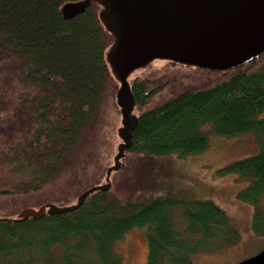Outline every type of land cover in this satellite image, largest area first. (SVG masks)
<instances>
[{
  "label": "trees",
  "instance_id": "16d2710c",
  "mask_svg": "<svg viewBox=\"0 0 264 264\" xmlns=\"http://www.w3.org/2000/svg\"><path fill=\"white\" fill-rule=\"evenodd\" d=\"M78 1L0 0V167L7 172L0 195L22 209L64 205L72 196L71 176L93 163L100 111L117 89L105 59L114 36L99 18L100 6L92 1L83 13H62ZM131 84L140 117L128 153L204 151L208 125L220 136L257 135L260 151L220 172L248 182L238 197L256 205L253 228L263 234L264 53L156 107L149 104L163 85L142 77ZM177 203L162 197L126 202L110 188L73 213L0 224V264H124L115 243L143 227L147 264H193V254L237 242L214 202L186 203L179 222Z\"/></svg>",
  "mask_w": 264,
  "mask_h": 264
},
{
  "label": "rangeland",
  "instance_id": "374dc122",
  "mask_svg": "<svg viewBox=\"0 0 264 264\" xmlns=\"http://www.w3.org/2000/svg\"><path fill=\"white\" fill-rule=\"evenodd\" d=\"M222 73L219 70L158 59L135 70L128 80L131 82L134 78L142 77L149 79L153 86L163 85L152 98L149 104L151 108L172 95L205 85ZM118 88L117 85L116 92ZM116 92L113 101H106L100 111V125L95 135V154L91 156L93 163L87 166L83 174L71 176V181L75 180V185L71 187L74 188L72 196H66L67 202L64 205L73 204L89 187L105 183L107 170L114 164L118 145L122 142L118 135V129L122 126V116L116 103ZM139 113L140 110L135 105L133 114ZM261 117H264V112ZM202 129L208 133L209 146L204 151L185 157H179L177 154L146 156L126 151L121 159V168L112 172L110 176L111 188L126 202L157 197L176 199L178 203L173 209L175 220L179 219L188 202L194 200L214 202L226 212L230 225L236 231L237 242L195 253L191 257L192 262L238 264L264 249V233H256L253 228L256 205L238 197L248 182L241 181L235 174H222L220 171L236 160L256 155L260 151V144L254 132L229 137L214 134L210 131V125ZM77 159L81 161L84 158L79 156ZM2 167L0 180L7 176ZM8 198L0 195V212L5 216H15L23 209L15 203H10ZM258 206L264 211V196ZM181 225L183 226L182 222ZM115 249L122 256L124 264H147L149 251L147 227L133 228L127 232L115 243Z\"/></svg>",
  "mask_w": 264,
  "mask_h": 264
},
{
  "label": "water",
  "instance_id": "95a60500",
  "mask_svg": "<svg viewBox=\"0 0 264 264\" xmlns=\"http://www.w3.org/2000/svg\"><path fill=\"white\" fill-rule=\"evenodd\" d=\"M95 1L99 18L114 36L105 59L118 84L116 103L122 126L113 166L105 183L91 186L71 205L46 203L1 216L0 224H15L48 215L73 213L96 193L112 187L111 174L132 146L140 115L135 111L131 74L154 60L219 70H232L264 53V0H81L62 7L65 17L85 12ZM238 264H264V249Z\"/></svg>",
  "mask_w": 264,
  "mask_h": 264
}]
</instances>
